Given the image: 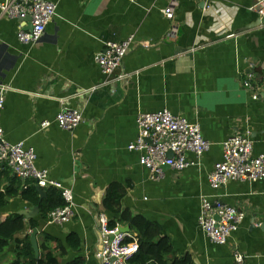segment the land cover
Here are the masks:
<instances>
[{
	"label": "crops",
	"instance_id": "obj_1",
	"mask_svg": "<svg viewBox=\"0 0 264 264\" xmlns=\"http://www.w3.org/2000/svg\"><path fill=\"white\" fill-rule=\"evenodd\" d=\"M50 1L57 4V15L36 44L22 43L19 21L0 15V83L11 87L1 112L4 137L33 146L36 165L74 194L70 222L48 224L40 210L32 217L39 222V257L46 252L42 243L48 242L59 264L77 257L100 264L96 215L114 216L103 198L107 187L118 182L125 188L120 208L157 222L172 242V258L236 264L238 249L245 256L242 264H264V179L231 180L217 190L208 181L231 134L248 133L253 153H264V23H257L262 15L253 8L255 0ZM168 6L172 19L163 12ZM131 34L134 43L107 83L94 57L106 43ZM250 68L255 91L243 85ZM63 105L82 113L73 130L55 121ZM163 108L199 123L211 146L200 158L189 153L193 162L181 171L167 168L163 178L153 180L128 144L137 135V115ZM45 120L51 124L42 128ZM7 169L2 163L0 192L13 177L11 171L4 173ZM204 195L245 213L225 244L211 242L198 223ZM33 205L11 198L0 209V223ZM71 232L80 239L77 249L67 243ZM7 250L12 264L15 243Z\"/></svg>",
	"mask_w": 264,
	"mask_h": 264
},
{
	"label": "built area",
	"instance_id": "obj_2",
	"mask_svg": "<svg viewBox=\"0 0 264 264\" xmlns=\"http://www.w3.org/2000/svg\"><path fill=\"white\" fill-rule=\"evenodd\" d=\"M253 8L264 16V0H255ZM163 12L169 19L174 17L171 6L166 7ZM0 15L19 21L17 36L22 43L36 44L44 35L47 25L57 15V4L50 0H3L0 2ZM29 24L31 28L27 29ZM134 39L135 35L131 34L120 42H108L96 53L95 62L106 76L107 83L113 79L114 72L122 64ZM247 75L243 85L255 91L251 81L254 76L253 68L249 69ZM9 89V85L0 83V161L24 184L31 181L43 189L54 187L60 192L65 203L49 212L46 223L70 222L75 215L72 188L52 178L47 168L36 165L37 154L33 146H26L23 141L10 142L4 137L1 112L5 92ZM252 96L256 98L257 93L253 92ZM55 121L60 128L73 130L82 121V113L77 108L63 105L56 114ZM50 124V121L45 120L41 122V127L46 128ZM136 125L137 135L128 144V149L139 152L140 163L148 169L153 180L163 178L167 168L181 171L193 162L189 153L200 158L211 146L210 141L202 134L199 123L174 114L167 108L140 112L136 117ZM222 146V160L216 162L208 174L209 185L214 190L231 180L264 179V153H253V140L248 133H233L224 140ZM244 217L242 210L219 197L204 195L201 198L198 223L215 244L227 243ZM120 226H111L110 219L103 212L96 215L98 243L95 256L100 264H130V259L137 252V239L134 237L127 241L132 234L121 231ZM233 257L236 264H242L245 260L244 254L238 249L234 250Z\"/></svg>",
	"mask_w": 264,
	"mask_h": 264
},
{
	"label": "trees",
	"instance_id": "obj_3",
	"mask_svg": "<svg viewBox=\"0 0 264 264\" xmlns=\"http://www.w3.org/2000/svg\"><path fill=\"white\" fill-rule=\"evenodd\" d=\"M5 165V164H4ZM0 167L2 162L0 161ZM6 167V166H5ZM9 169L6 170L8 175ZM1 182V179H0ZM47 196L40 200L36 185L27 181L25 184L15 175L10 177V184L4 192H0V209L6 207L11 198L19 196L30 203L39 205V216L42 219L48 218V214L53 209L63 206L64 199L60 192L54 187L46 188ZM125 194V188L122 184L114 182L110 184L103 198V206L114 216L110 220V225L114 226L120 223L129 226L133 236L138 241V250L130 259V264H190L191 257L185 255L182 258H172L173 246L170 238L163 235L161 227L157 222L147 219L141 214H134L130 209H121L120 202ZM118 216V217H117ZM39 222L35 218H28L18 212L9 214L4 221L0 223V256L8 249L11 243H15L16 258L12 264H59L57 258L53 255L50 243H42L41 250L46 252L41 257L35 256L31 244V230L38 227ZM25 234L19 238V235ZM132 238H127L131 241ZM67 243L70 247L79 248L80 239L75 232L67 236ZM61 243L57 240V246ZM67 264H85L83 257H77Z\"/></svg>",
	"mask_w": 264,
	"mask_h": 264
},
{
	"label": "water",
	"instance_id": "obj_4",
	"mask_svg": "<svg viewBox=\"0 0 264 264\" xmlns=\"http://www.w3.org/2000/svg\"><path fill=\"white\" fill-rule=\"evenodd\" d=\"M27 19H30V18H27ZM260 19L261 20H258L257 23H260V22L264 23V16ZM30 28H31V25L29 24L27 29H30ZM36 188L39 192L40 200H42L43 198L47 196L46 189L41 188L39 185H36ZM39 210H40L39 205H33L30 208L20 210L18 213L24 215L27 219V218L34 217L39 212ZM120 230L123 232H130L131 229L129 226H120ZM38 231H39L38 228H34L31 231V244L35 251L36 257H39V246H38V241H37Z\"/></svg>",
	"mask_w": 264,
	"mask_h": 264
},
{
	"label": "rangeland",
	"instance_id": "obj_5",
	"mask_svg": "<svg viewBox=\"0 0 264 264\" xmlns=\"http://www.w3.org/2000/svg\"><path fill=\"white\" fill-rule=\"evenodd\" d=\"M7 254L8 250H6L4 254L0 256V264H8L10 260L6 259Z\"/></svg>",
	"mask_w": 264,
	"mask_h": 264
}]
</instances>
